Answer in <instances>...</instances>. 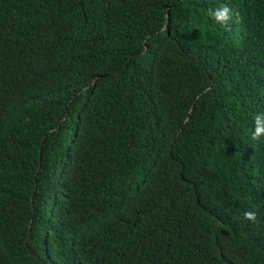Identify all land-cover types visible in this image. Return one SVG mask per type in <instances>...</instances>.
Wrapping results in <instances>:
<instances>
[{
    "label": "trees",
    "instance_id": "trees-1",
    "mask_svg": "<svg viewBox=\"0 0 264 264\" xmlns=\"http://www.w3.org/2000/svg\"><path fill=\"white\" fill-rule=\"evenodd\" d=\"M258 112L264 0H0V264H264Z\"/></svg>",
    "mask_w": 264,
    "mask_h": 264
},
{
    "label": "clouds",
    "instance_id": "clouds-1",
    "mask_svg": "<svg viewBox=\"0 0 264 264\" xmlns=\"http://www.w3.org/2000/svg\"><path fill=\"white\" fill-rule=\"evenodd\" d=\"M213 19L218 24L227 25L230 21L235 20V22H239V13L233 12V10L227 6H221L215 10H210ZM254 120V131L252 132V139L259 140L264 137V113H256L253 116ZM245 219L255 222L257 220V214L255 211H246L244 213Z\"/></svg>",
    "mask_w": 264,
    "mask_h": 264
}]
</instances>
